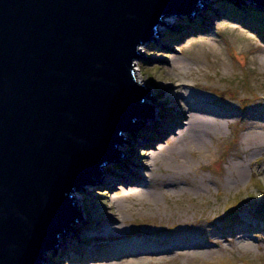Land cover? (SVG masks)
Listing matches in <instances>:
<instances>
[{"label":"water","instance_id":"obj_1","mask_svg":"<svg viewBox=\"0 0 264 264\" xmlns=\"http://www.w3.org/2000/svg\"><path fill=\"white\" fill-rule=\"evenodd\" d=\"M200 1L0 0V264L41 262L72 227L73 191L155 105L139 47Z\"/></svg>","mask_w":264,"mask_h":264},{"label":"rangeland","instance_id":"obj_2","mask_svg":"<svg viewBox=\"0 0 264 264\" xmlns=\"http://www.w3.org/2000/svg\"><path fill=\"white\" fill-rule=\"evenodd\" d=\"M221 6L217 0H201L195 19L204 27L190 31L183 28L189 17L170 16V28L159 33L161 41L143 44L138 73L155 103L150 114L177 119L182 112L176 107L179 92L166 90L178 80L189 83L188 95L204 106L231 113L205 138L181 134L176 124L175 134L164 125L162 130L145 129L146 118L139 119L133 132H123L124 148L117 149L116 158L126 156L128 167L149 175L150 183L129 187L120 182L108 188L94 178L74 190L85 203L71 223L79 249L44 252L52 264H264V34L249 21L213 11ZM148 141L155 147L150 159V149L144 147ZM148 162L153 170L146 172L142 167ZM114 164H105L108 175L116 172ZM114 203L127 221L122 231L81 222L82 216L101 217ZM239 229L245 230L244 237L235 234ZM177 238L198 239L206 246L203 255L161 262L147 254L141 259L80 256V243L92 253L121 256L133 242L161 248ZM216 239L219 247L210 243ZM107 242L113 246L107 248Z\"/></svg>","mask_w":264,"mask_h":264},{"label":"bare ground","instance_id":"obj_3","mask_svg":"<svg viewBox=\"0 0 264 264\" xmlns=\"http://www.w3.org/2000/svg\"><path fill=\"white\" fill-rule=\"evenodd\" d=\"M219 1L222 0H217V3L219 4ZM231 5H228L227 7H220V9L218 8V10H213L214 12H217L216 14H227V15H231L233 16V13L229 12L230 9H233L232 7H235L237 9V11L242 10V8L244 9L245 7L248 8H255L253 5H250L249 2H244L247 5L242 4L239 0V2L242 4L240 5V3H236L234 1H230L227 0ZM249 3V4H248ZM205 7H208L209 4L207 2L204 3ZM259 11H262L260 9H257ZM198 10H194L188 17V23L187 25H185L186 27H183L186 30H193L199 28L198 23L196 22L195 19V14L197 13ZM264 11V10H263ZM262 11V12H263ZM243 12V11H242ZM244 16V15H242ZM169 18H171L170 16L166 19H164V23H162L161 26H159V33L162 32L163 30H165V28L169 27V23L168 20ZM204 27V25L202 26ZM170 28V27H169ZM206 28V27H205ZM169 30V29H168ZM168 33V32H167ZM160 42V41H159ZM140 53L143 54V45H141L140 47ZM134 69H136L137 72L141 71L140 67H139V63L138 60L135 61L134 64ZM140 73V72H139ZM191 88L189 83H184V82H179V80L177 81V84L175 86H170L169 89L166 90V93H175L176 91L179 92L178 94V100H177V104L176 107H179V110H181V114L177 117V119L174 118H169V116H162L160 117L158 112H154L153 114H150L149 116H147V120L146 123L143 124L145 125V129H158V127L160 125H164L167 128H169V132L170 133H174L175 134V124L177 125V127H181V134H187L190 137H193L194 139L199 138H205V137H209V135L213 134L214 129H217L219 127H221L222 125V120L223 118H226L228 116L229 113H231L230 111L228 112H221V111H216L213 108L209 107V106H204L202 104L201 101L195 100V98L190 97L188 95V90ZM165 93V94H166ZM165 112H167V110H164V114ZM183 119H187L185 122ZM160 128V127H159ZM161 129V128H160ZM162 130V129H161ZM160 130V131H161ZM160 136L164 137L166 134L164 133V131L160 132ZM165 134V135H164ZM159 135V133H158ZM147 146H144L145 148L150 149L149 154H148V159L152 158L153 154H152V149H154L155 147L148 141V143L146 144ZM150 145V146H149ZM143 146V145H142ZM119 148H124L123 146H120ZM122 150V149H121ZM119 153V151H118ZM116 161L115 165V173H111L108 175V173H104V174H100L97 175L95 178H97V180L95 181L97 185H101V186H105L110 188V186L123 182L125 185L127 186H140V185H146L150 183L149 179V175L147 174H142L139 175L135 172V170H132L130 168V166L128 167V163L126 162V156L124 155H120L117 159H113ZM149 161V160H148ZM152 163L148 162V164L143 165L142 169L145 170L146 172H149L150 170L152 171ZM106 167V166H105ZM242 173V167L240 165V170L239 173L237 174L238 177H240ZM78 191L73 192L75 194V198L77 203L79 204V206L84 209L85 208V203L83 201V194L82 193H76ZM147 205H149V202H146ZM116 209V211H115ZM103 215L101 217H92L91 219L88 218V216H82L81 217V222L84 225H91L92 227H100L102 228H108L109 230L112 229H116L119 231H122L124 229V223H126V218L121 215L120 211H119V206L118 204L114 203L111 204V206H109L105 211H103ZM165 221V219H163ZM179 225V224H178ZM166 224H162V228L166 227ZM180 227V225H179ZM245 230L243 229H239L237 231H235V234L240 235L241 237L245 236ZM77 235L76 232L70 228L64 230L62 232V235L60 236V238L58 239V245L56 246H52V248H50V252L55 251L56 253H62L64 250H72L73 248H77L75 243L78 241H76ZM179 238V237H178ZM175 240L173 242V244L170 247H156L153 246L151 247L148 244L143 243H137V242H133L132 243V247H129L127 249V251L123 250L124 252L121 254V256L118 255H111L108 256L105 252L103 253H92L90 250L86 251L84 249V247L86 246V244L84 243H80L82 246L81 250L83 249V252L80 253V256L82 257V259H89V260H93V259H108V258H124V257H136L137 259H141V255L147 254V256H149L152 260H156L158 262L164 261V260H169L171 258H173L174 256H177L179 258H188V259H195L194 257H200L203 255L205 249L204 247H206L202 242H200L198 239H194L192 241H188L185 238H181ZM124 242V241H123ZM211 244H213L214 246L219 247L220 246V240L216 239L213 242H210ZM75 246V247H74ZM105 246L107 248H111L113 246V244L111 242H107L105 244ZM212 246V245H211ZM47 251V252H49ZM45 252V253H47ZM88 255V256H86ZM78 258V257H77ZM76 258V259H77ZM83 261V260H82ZM38 264H52L51 260L49 259L48 255H46V257L43 258V260H41V262H39Z\"/></svg>","mask_w":264,"mask_h":264},{"label":"trees","instance_id":"obj_4","mask_svg":"<svg viewBox=\"0 0 264 264\" xmlns=\"http://www.w3.org/2000/svg\"><path fill=\"white\" fill-rule=\"evenodd\" d=\"M219 4H221L223 7H227L228 5H231L227 0L219 1ZM235 7H232L233 9H230V11H229V12L233 13L234 17H237L241 22L249 21V24H251L250 26H253V28L255 30H257V32H259L260 35L264 34V31H263V29H264V11L262 12V11H259L257 9H254V8L250 9L248 7H245L243 10L237 11V9ZM242 15H244V16H242ZM240 18H243V19L241 20ZM198 25H199V27L203 28L199 22H198ZM129 138L131 140H133L135 138V136L129 135Z\"/></svg>","mask_w":264,"mask_h":264}]
</instances>
